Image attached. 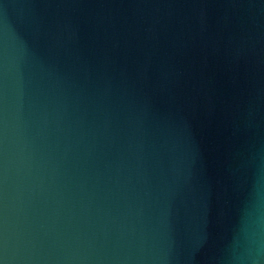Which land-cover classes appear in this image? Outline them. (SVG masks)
I'll list each match as a JSON object with an SVG mask.
<instances>
[{"label": "water", "instance_id": "water-1", "mask_svg": "<svg viewBox=\"0 0 264 264\" xmlns=\"http://www.w3.org/2000/svg\"><path fill=\"white\" fill-rule=\"evenodd\" d=\"M0 264H264V0H0Z\"/></svg>", "mask_w": 264, "mask_h": 264}]
</instances>
